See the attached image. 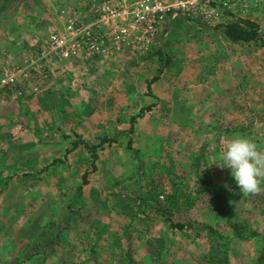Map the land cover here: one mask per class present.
Wrapping results in <instances>:
<instances>
[{"label":"rangeland","instance_id":"rangeland-1","mask_svg":"<svg viewBox=\"0 0 264 264\" xmlns=\"http://www.w3.org/2000/svg\"><path fill=\"white\" fill-rule=\"evenodd\" d=\"M246 5L244 13L241 6L235 5L223 15L230 19L251 16L258 21L260 16L256 14L264 9V0H248ZM183 18L190 23L202 21L199 17ZM260 19L263 23L264 13ZM262 31L264 35V28ZM158 33L157 28L156 37ZM155 44L137 51L148 54ZM195 45L201 46L199 41ZM263 46L257 41L251 43L250 50ZM122 48L126 52L136 50L131 46ZM242 48L248 50L243 45ZM47 49L48 45L38 52L37 61L7 64V37L0 42V80L7 74H16V85L0 87V91L8 93L17 89L20 97L25 93L26 84L40 82L53 60L52 57L46 62L41 58ZM89 52L87 46H82L70 59L62 60L71 62L76 58L94 62L99 59L98 53ZM192 63L190 78L196 82L202 69ZM179 78L171 75V79ZM159 83L163 93L158 95H165L167 100L154 98L149 90L140 95L150 94L156 103L145 106L141 99L142 108L132 116L135 122L143 120L148 110L158 106L156 114L137 126L138 135L134 132L135 122L132 124L130 120V126L122 133L125 140L103 138L110 143L97 151L95 162L98 153L104 150L100 171L91 166L90 154L85 149L88 165L85 170L73 173L79 187L62 188L59 195L45 193L26 212L22 198L18 203H7L6 217L0 216V264H132L125 258L127 251L136 264H205L202 256L208 247V237L202 224L217 230L228 264H256L264 240V178L260 181V191L242 194L230 170L216 165L229 139L213 140V125L196 121L198 101L194 94L187 93L186 84L178 82L165 93L166 86ZM173 88L177 89V100H170ZM261 112L253 109L251 115L237 121L251 124L242 137L264 151V113ZM239 126L233 131L235 137L241 136L236 132ZM103 139L89 145L97 146ZM201 183L213 194L201 191ZM220 187L226 189L220 191ZM217 201L221 203L218 207ZM235 219L246 225L247 231L241 234L246 238H237L232 233L229 222ZM169 221L187 228L171 229Z\"/></svg>","mask_w":264,"mask_h":264},{"label":"crops","instance_id":"crops-1","mask_svg":"<svg viewBox=\"0 0 264 264\" xmlns=\"http://www.w3.org/2000/svg\"><path fill=\"white\" fill-rule=\"evenodd\" d=\"M139 1L0 0V42L7 37V64L37 61L52 31H63L68 21L90 28L95 6L116 4L126 10ZM259 12L264 13V9ZM261 13L256 15L261 17ZM183 17L165 16L158 27L160 34L153 41L156 44L148 54L126 52L113 38H105L96 61L74 58L69 62L55 56L46 76L40 82L26 84L28 89L22 96L17 95V89L0 91V216L7 214L8 202L18 203L22 198L26 212L45 193L59 195L62 188L79 187L73 173L86 169L88 154L82 144L73 148L71 143L76 138L87 144L104 137L124 139L122 133L142 104L153 106L155 97L167 100L165 95H158L163 93L159 82L166 86L165 93L178 82L186 84L187 93L194 94L198 101L196 121L213 125V140L230 141L235 137L236 125H240L236 132L244 135L251 124L237 119L251 115L253 109L264 113V46L252 51L251 43L235 44L225 38L223 27L237 16L230 19L223 15L197 23ZM260 17L258 21L251 16L240 20L256 23L264 40L260 33L264 21L260 23ZM127 26L126 23L124 27ZM100 28L101 33L113 36L111 25ZM195 33L199 35L193 38ZM84 43L79 38L78 48ZM110 60L117 62L106 63ZM193 61L196 68L202 69L196 82L191 81L189 73ZM171 75L180 78L171 79ZM148 90L154 98L148 93L144 98L140 96ZM175 91L171 89L170 100L179 98ZM141 99L143 103L139 105ZM167 104L170 108L169 100ZM157 108L152 107L143 120L133 124L137 135V126L156 114ZM103 152L98 153L94 164L97 171L102 168Z\"/></svg>","mask_w":264,"mask_h":264},{"label":"built area","instance_id":"built-area-1","mask_svg":"<svg viewBox=\"0 0 264 264\" xmlns=\"http://www.w3.org/2000/svg\"><path fill=\"white\" fill-rule=\"evenodd\" d=\"M248 0H140L126 10L116 4L104 3L95 6L92 15L95 20L90 28H85L75 21H68L63 31H52L49 36L48 49L41 53V58L49 62L59 56L68 60L78 51V39H82L89 53L94 55L102 50L105 38H113L118 46H131L136 50H147L156 37L157 28L165 16H187L210 22L213 18L223 16L224 12L241 6L242 13L247 9ZM128 24L125 28V24ZM111 25L113 36L101 33L100 27ZM115 29V30H114ZM132 34L134 35L132 37ZM16 74H7L0 80V87L15 86Z\"/></svg>","mask_w":264,"mask_h":264},{"label":"trees","instance_id":"trees-1","mask_svg":"<svg viewBox=\"0 0 264 264\" xmlns=\"http://www.w3.org/2000/svg\"><path fill=\"white\" fill-rule=\"evenodd\" d=\"M222 33L225 36V38L235 44H249V43H255L257 41L260 42V44L263 46L264 45V40L261 39L260 34H259V28L256 23L251 22L249 20H240L236 19L233 20L230 24H227L223 27ZM135 122V118L131 119V123L133 124ZM110 141H102L100 142L97 146H91L84 141L80 140L73 143L72 147L75 148L77 145L82 144L85 149L90 154L91 158V166L94 167V163L97 160V151L102 148V146ZM197 160V159H196ZM201 191H206L209 194L212 191L205 186V183H201ZM224 190L226 189L225 187H220L219 190ZM220 190V191H221ZM251 195V194H250ZM215 203V199H211V205ZM219 206L220 201H217ZM216 203V204H217ZM230 228L232 233L234 234L235 237L237 238H246L242 236V232L247 231V227L245 224H241L240 221L236 220L229 222ZM205 231L206 235L208 237V247L205 251V253L202 256V260L204 261L205 264H228V259L226 253L223 251L222 245L220 243V236L218 235V232L216 229H214L212 226L207 225V224H202L201 225ZM169 227L171 229H176V230H183L187 228L182 224L179 223H173L172 221H169ZM200 230V229H199ZM198 232H196L198 236ZM52 241V239H50ZM125 258L132 264H136L133 260V258L130 255V252L127 251ZM256 264H264V240L262 244V248L260 250V253L258 254V257L256 259Z\"/></svg>","mask_w":264,"mask_h":264},{"label":"clouds","instance_id":"clouds-1","mask_svg":"<svg viewBox=\"0 0 264 264\" xmlns=\"http://www.w3.org/2000/svg\"><path fill=\"white\" fill-rule=\"evenodd\" d=\"M216 165L230 170V176L242 194L261 190L264 178V151L255 142L242 136L232 138L218 157Z\"/></svg>","mask_w":264,"mask_h":264}]
</instances>
